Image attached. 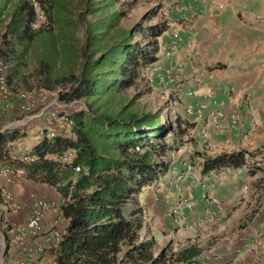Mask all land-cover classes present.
Returning <instances> with one entry per match:
<instances>
[{"label": "trees", "instance_id": "trees-1", "mask_svg": "<svg viewBox=\"0 0 264 264\" xmlns=\"http://www.w3.org/2000/svg\"><path fill=\"white\" fill-rule=\"evenodd\" d=\"M136 1L80 0L83 9L78 20L70 21L62 0H0V60L7 64L9 86L18 90L20 65L36 49L38 67L46 72L39 83L46 85L60 58L70 64V70L54 78L63 84L59 99L80 100L86 106L69 116L74 138L44 136L29 154L32 161L12 162L24 170L25 178L52 186L62 196L59 209L67 225L49 248L54 264H181L201 254L195 243L174 252L168 253L167 247L157 252L155 240L138 233L141 210L129 208L142 189L167 169L162 156L169 145L167 136L173 132L171 122L163 121L158 110L136 109L133 98L123 103L121 93L136 86L145 67L158 59L159 37L168 29L161 21L137 23L130 29L120 26ZM36 4L52 22L50 26L38 25ZM77 24L83 27L81 40L75 36ZM137 33L140 39L134 38ZM77 61L80 69L75 74ZM111 103L117 104L115 110ZM23 135L16 128L0 132V162L11 163L8 144ZM68 149L75 150L70 165L57 159ZM258 151L239 149L205 156L200 171L246 165L254 174L264 160V154L261 160H251ZM1 233L7 251L9 241L6 232Z\"/></svg>", "mask_w": 264, "mask_h": 264}, {"label": "crops", "instance_id": "crops-1", "mask_svg": "<svg viewBox=\"0 0 264 264\" xmlns=\"http://www.w3.org/2000/svg\"><path fill=\"white\" fill-rule=\"evenodd\" d=\"M157 3L169 20L168 29L159 38L165 48L155 62L145 67L142 76L154 88L163 85L157 89L177 95L173 106L183 130L178 137L183 138L189 152L185 156L177 154L172 161L167 157V169L157 178L159 193L140 192L129 208H136L137 203L142 207L143 196L141 212L160 216L159 220L155 216L149 221L150 235L163 231L171 234L168 253L195 243L201 249L195 258L199 264H264V160L257 162L262 169L254 174L246 165L200 171L205 156L246 149L259 150L251 160H261L264 154L260 153L264 151V0ZM172 32L177 33L178 40ZM169 64L175 74L172 82L161 80L162 69ZM156 66L162 72L154 70ZM189 105L201 108L200 112L187 116ZM16 108L0 110V132L16 128L24 134L8 144L7 160L11 163L0 162L1 167L20 171L0 175V186L8 187L24 207L19 212L7 210L0 194V229L9 241L7 264H22L26 258L33 261L41 254H51L49 248L67 225L59 209L61 194L52 186L25 178L24 170L12 163L31 153L41 130L48 128L49 118L42 111L29 117ZM202 127L206 137L199 133ZM186 162L194 165L196 179L187 177L175 183L176 173L184 169ZM151 186L153 183L146 187ZM181 197L191 200V206L161 217L160 212L172 211ZM36 199L50 204L42 217L41 231L19 243L15 230L26 224ZM138 233L141 238H150L146 230L142 235Z\"/></svg>", "mask_w": 264, "mask_h": 264}, {"label": "rangeland", "instance_id": "rangeland-1", "mask_svg": "<svg viewBox=\"0 0 264 264\" xmlns=\"http://www.w3.org/2000/svg\"><path fill=\"white\" fill-rule=\"evenodd\" d=\"M62 1H64L65 4L67 5L66 7H67L68 12L65 14L66 18H68V20L70 21H77L78 13L83 9V6L80 5V0H62ZM120 1L130 2V0H120ZM155 2L156 0H137L136 3L132 7L128 8L126 16L123 19H121L119 23L120 26H123V28L130 29L132 26H134L137 23L155 24L158 21L164 22L169 26V24L167 23L169 22V20L165 18L166 15L164 14L162 10H160V8H163V7H161L160 3L154 4ZM126 6L124 7L123 5H120V8L126 9ZM36 10L38 12V25L39 26L40 25L50 26L49 24H52V22H49V20L47 19V16L45 15L43 11V8L39 4H36ZM52 31L53 33L57 34L58 28L54 26V29ZM171 34L173 37L176 35L174 38L175 40L176 38L178 40V35L176 32H172ZM75 36L78 38V40H81L83 36V27L80 24L76 25ZM140 37L141 35L137 33L135 34L134 38L140 39ZM48 42H47L48 45H50V43L52 44V40H49ZM164 48L163 46L160 45L159 52L160 51L163 52ZM164 53L166 52L164 51ZM38 58H39L38 51H36L35 49L30 52L25 62L20 65L21 68H20L19 75L17 77L18 80H17L16 88L22 91H30L32 88L38 86V87L44 88L47 92H52L56 95V92L58 93V90L63 88V84L59 81L57 82V80L54 78L60 76L64 72H66V74L69 73L68 71L70 70V64L68 62L64 63V61H61L59 58L57 62L53 65V70L50 72L51 75H50L49 81L46 83V85H44L43 83H39L40 82L39 78H44L45 76L44 73L46 72H44V69H42V67H38ZM78 64H79V61H77L76 67L74 69L75 74L79 73L80 66H78ZM155 87L156 88L150 85L149 80H145L143 79V76H141L136 86L128 88L127 90L123 91L121 95L123 96V99H124L123 103L133 98L134 108L144 110V111L158 110L160 112V115L163 121L171 122L172 127H173V132L167 136L166 140H167V144H169L168 145L169 147L167 148V151L162 156V158L166 160V158L168 157V160L172 161L174 158L178 156L177 154L185 156V154L189 152L187 146H184L183 144L184 143L183 138L174 137L175 134L176 135L178 134V136L180 137L183 135V133H181V129H182L181 126H177L178 118H177V113L174 111V106H173V101L176 99L177 95H174V93H168L166 91H160L157 89V87L162 88L163 85L156 84ZM53 98H55L54 95L50 96L48 99L49 102ZM45 103L46 101L42 102L41 100H39L37 107H35L31 113L37 114L40 108ZM115 104L111 103L112 110L113 109L115 110L117 108V104L116 105ZM31 121H29L28 123H31ZM181 121L183 120L181 119ZM156 182L157 183L160 182L159 179L155 180L153 182V185L156 184ZM156 187L158 188V191L154 192L155 191L154 189ZM156 187L153 188V186H151L150 189L149 187L148 188L144 187V189H142L141 192L153 193L156 195L159 193V190L161 187L160 183ZM140 202L142 204V207L139 205V203H137L136 205L137 207L135 209H140V210L144 209L145 202L143 201V196H141ZM166 213L173 214L172 211L170 210L167 211L166 209L160 212V214H162L161 217L166 215ZM155 216L159 220L160 216L155 215V213L147 214V212L145 211L141 212L140 218L142 221V226L139 232L141 233V235L143 234L145 230L148 232V236L155 240L156 250L158 252V250H163L166 247L168 248L169 247L168 245L170 241H172V239H171V234H169L170 232H166V231L155 233L154 236L150 235L151 229L149 226V221L151 222V220H153ZM145 219L147 221H145ZM160 224L162 223L160 222ZM2 238H3V235L1 233L0 234V264H7V259H6L7 252H5L6 251L5 240L4 238L2 240ZM2 249H3V254H1ZM50 257L52 258L51 254L46 255L45 257L42 256L41 254L40 256H36L34 260L31 261L30 264H54L53 259L50 261Z\"/></svg>", "mask_w": 264, "mask_h": 264}, {"label": "built area", "instance_id": "built-area-1", "mask_svg": "<svg viewBox=\"0 0 264 264\" xmlns=\"http://www.w3.org/2000/svg\"><path fill=\"white\" fill-rule=\"evenodd\" d=\"M38 16V12H37ZM176 36V35H175ZM174 36V37H175ZM168 54V52H166ZM170 59V58H169ZM154 70L161 71L159 66L154 67ZM163 74L161 75V80L172 82L175 79V74L173 72V67L171 64L166 66V68L162 69ZM161 71V72H162ZM54 95L55 98L50 100L49 97ZM59 90L56 95L52 92H47L44 88H34L30 91H22V90H14L7 83V64L0 60V110H14L19 109L22 114H27V116L40 114H47L48 119V128H43L41 130V138L44 136L51 137L56 134H64L68 137L74 138L75 134L72 128V120L70 119V115L78 109L86 108L85 104L80 100H73L71 102H63L59 99ZM14 100V101H13ZM41 100L46 101L45 104L40 108L37 114H32L31 112L38 105V101ZM195 105H189L186 108L185 114L187 116H191L195 112H200L201 108H194ZM31 113V114H30ZM214 114V113H213ZM216 114H214L215 116ZM221 116V114L219 115ZM35 117V116H34ZM190 133L193 131V127L189 129ZM199 133L202 137L207 136V131L202 127L199 129ZM139 148L137 147L136 150ZM75 157V150L68 149L66 150L60 157L57 159L64 164H72ZM19 160L23 161H32L33 157L28 154H24L22 157H18ZM80 168L78 165L74 167V171H79ZM20 174V171H16L15 169H9L6 167H1L0 165V175H16ZM187 177L190 179H196V173L194 169V165L190 162H186L184 164V169H181L176 173L174 178L175 183L178 181H184ZM159 182L153 185V188L158 186ZM154 192L158 191L156 187ZM0 194L2 196V204L3 206L11 211V212H19L24 207L19 204L8 187L0 186ZM204 196V195H203ZM192 201L188 200V198L181 197L176 202L174 208L172 209V213H176L181 210L184 206H191ZM50 207V204L43 199H36L32 202L30 206V212L27 216V222L25 225L17 228L15 230L17 241L20 243V240L27 236L36 235L41 231V220L44 215V212L47 211ZM1 233V229H0ZM61 236H57V241ZM28 258L22 261V264H29ZM181 264H199L196 259L190 260Z\"/></svg>", "mask_w": 264, "mask_h": 264}, {"label": "water", "instance_id": "water-1", "mask_svg": "<svg viewBox=\"0 0 264 264\" xmlns=\"http://www.w3.org/2000/svg\"><path fill=\"white\" fill-rule=\"evenodd\" d=\"M1 234V233H0ZM2 240H3V238H2ZM1 254H3V249H2V252H1Z\"/></svg>", "mask_w": 264, "mask_h": 264}]
</instances>
